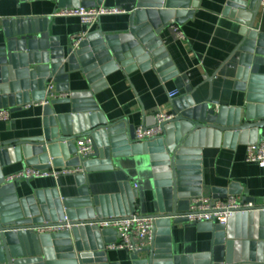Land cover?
Here are the masks:
<instances>
[{"label": "water", "instance_id": "95a60500", "mask_svg": "<svg viewBox=\"0 0 264 264\" xmlns=\"http://www.w3.org/2000/svg\"><path fill=\"white\" fill-rule=\"evenodd\" d=\"M54 1L57 8H61L93 7L103 0ZM196 6V0H136L134 10L129 13L127 31L90 32L75 50L71 46L64 49L50 38L48 32L43 31L45 21L38 17L6 19L5 41L0 46V108L44 100L50 92L46 89L49 82L56 84V91L66 92L68 87L58 83L67 79V71H81L91 87L115 68L129 73L150 65L163 72L170 63L157 35L170 24H182ZM258 7L259 0H229L225 11L246 27L242 42L234 50H241V69L235 87L242 91L254 89L258 93L252 98L255 105L247 107L243 117L238 110L234 112L226 106L215 110L208 101L195 104L185 96L173 102L170 113L174 117L163 125L160 139L129 145L134 129L128 127L124 119L105 121L90 98V89L78 91L67 98L49 99L41 105L42 135L0 143V170L10 163L9 156H15L17 149L24 159L35 157L28 164L36 169L77 165L78 161L70 155L75 150L74 140L82 136L91 137L94 156L99 159L114 154L148 152L159 173L160 213L152 215L157 219L147 257L140 259L131 254L132 264H264V206L248 208L243 216L246 231L239 235L234 223L227 228L210 222L196 223L198 231L211 232L216 244H224L221 261H214L212 252L178 255L169 247L170 218L182 219L179 216L187 210L189 198L202 190L199 156L194 148L201 147L205 136L208 140L221 133L225 136L224 142L233 134L241 133L246 143L260 138L264 129V76L249 77L251 54L264 53V48H260L261 37L254 26ZM66 100L70 101L71 113L55 114L52 106ZM154 122L152 115L144 126ZM88 164L92 162L85 165ZM76 177L81 179L82 175ZM209 190L214 197L232 192L218 187ZM251 202L246 200V203ZM104 205L103 200L91 196L84 186L75 198L58 199L55 193L40 190L19 196L14 184L5 182L0 171V264H56V260L66 259L108 264L104 245L114 237L103 236L113 235L114 231L99 229L97 225L107 219ZM130 213H134L133 208L127 212ZM64 216L67 222L62 221ZM57 224L69 228L55 233L36 234L33 231Z\"/></svg>", "mask_w": 264, "mask_h": 264}, {"label": "crops", "instance_id": "0c3cea01", "mask_svg": "<svg viewBox=\"0 0 264 264\" xmlns=\"http://www.w3.org/2000/svg\"><path fill=\"white\" fill-rule=\"evenodd\" d=\"M196 1L197 6L192 15L185 17L182 24H170L157 35L170 63L163 72L156 71L153 66L138 67L129 73L115 68L99 79L90 98L96 103L97 111L105 121L124 119L126 125L133 129L144 125L146 119L160 109L171 112L176 99L168 97L169 91H177L178 99L189 96L195 104L208 101L211 107L217 104L232 108L234 112L238 110L240 117L244 116L247 107L255 105L252 98L258 93L254 89L246 88L242 91L235 87L241 69V50H234L242 42L246 27L225 13L229 0ZM135 3L136 0H103L100 5L121 7L131 12ZM56 9L54 0H0V46L5 41L3 31L7 28L4 22L6 19L38 17L45 21L42 23L43 31L45 29L49 37L64 49L70 46L71 35L98 31L110 34L124 32L129 28L130 12L104 15L88 26L74 17L51 16ZM173 25L180 28L184 40L176 38ZM254 26L263 43L260 48H264V11L258 12ZM251 55L249 77L264 76V53ZM66 73L67 79L60 80L58 84L67 86L68 90L56 91V84L51 82L54 94L89 91L91 83L84 73ZM208 77H211L210 81ZM6 108L10 112V118L0 121V143L42 135L41 105L29 102ZM52 108L57 115H69L72 111L69 100L56 103ZM234 136H230L226 142L223 133L216 137L212 135L208 140L205 136L204 143L197 148L201 191L210 193L211 187L223 188L235 192L243 203L248 200L254 206H264V167L244 160L245 139L241 137V133ZM13 155L9 156L10 163L1 167L4 179L30 166V159L35 158L24 159L18 149L15 156ZM70 157L72 158V154ZM97 163L102 166L86 169L81 179L74 175H63L57 178L17 179L12 183L19 196L32 195L34 191L40 190L53 192L58 199L78 197L80 187L84 186L91 196L103 200L107 218L126 215L132 208L133 212L143 215L160 213L157 187L159 173L153 167L148 152L114 154L105 159L94 156L93 164ZM243 216L236 215L233 221L238 235L246 231ZM177 219L179 218L169 220V247L173 254L212 252L214 261L222 260L224 244H216L211 232L198 231L196 224ZM237 238L232 240L239 241ZM148 251L149 247L136 255L143 259L147 257ZM130 255L125 251H106L107 263L132 264ZM56 261V264H81L77 259Z\"/></svg>", "mask_w": 264, "mask_h": 264}, {"label": "built area", "instance_id": "2783aa9c", "mask_svg": "<svg viewBox=\"0 0 264 264\" xmlns=\"http://www.w3.org/2000/svg\"><path fill=\"white\" fill-rule=\"evenodd\" d=\"M255 1V0H251ZM259 11H264V0H259ZM127 11L124 8L116 6H103L96 5L93 7H61L57 8L51 16L57 17H74L84 25L91 26L96 23L101 16L104 15H120L126 14ZM1 18V17H0ZM172 30L179 40H184L185 37L178 26L173 25ZM89 32H83L69 37L70 46L73 50L78 48V44L81 40L87 37ZM161 47V46H160ZM151 67L148 65V68ZM98 83L90 88V91L96 89ZM46 89L50 90L46 94V98L39 102L38 105L45 104L49 99L53 98H67L70 93L54 94L53 85L49 82L46 85ZM170 99H178L177 91H169L167 93ZM215 110L220 108L219 105L213 106ZM154 124L150 126H138L134 129L133 140L129 142V145H140L150 141H156L161 138L163 133V125L168 123L174 116L167 111L158 110L153 114ZM10 118V112L7 108H0V121H6ZM74 153L72 158L78 161L77 165L63 166L60 168L50 167L48 169H36L32 166H27L24 169L13 173L5 178V182H13L17 179H30L40 177H52L57 178L63 175H83V172L90 166V168L102 166L101 164H93V157L95 149L93 141L89 136L78 137L74 140ZM195 151H198L197 148ZM198 155V154H197ZM244 160L249 163H255L259 167H264V129L260 138H256L253 141L245 143V157ZM89 162L92 164L85 165ZM200 164V158L198 159V165ZM136 187V184L133 185ZM251 203H243L240 200L239 195L235 192L226 193L224 197H214L211 193L200 192L199 195H195L189 198L188 208L184 214L179 217L184 219L188 223L196 224L198 222H210L212 224L223 225L227 228L233 224L234 218L239 214H246L248 208L252 207ZM156 217L152 215H143L138 213H130L123 216H111L104 221L99 222L97 225L99 229H111L114 231L112 235L113 240L107 242L104 245L105 251L119 250L125 251L130 254H137L140 251L150 246L153 240V226L156 221ZM62 221H68L66 216ZM60 223V221H59ZM68 225H45L33 229L34 233H55L65 229H68ZM87 264V263H81Z\"/></svg>", "mask_w": 264, "mask_h": 264}]
</instances>
